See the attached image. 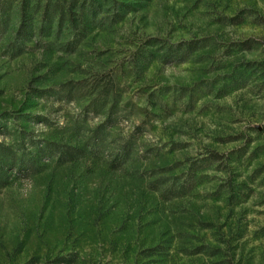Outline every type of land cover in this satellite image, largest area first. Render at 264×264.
<instances>
[{"label":"rangeland","instance_id":"obj_1","mask_svg":"<svg viewBox=\"0 0 264 264\" xmlns=\"http://www.w3.org/2000/svg\"><path fill=\"white\" fill-rule=\"evenodd\" d=\"M46 1L0 0V264H264V0Z\"/></svg>","mask_w":264,"mask_h":264},{"label":"trees","instance_id":"obj_2","mask_svg":"<svg viewBox=\"0 0 264 264\" xmlns=\"http://www.w3.org/2000/svg\"><path fill=\"white\" fill-rule=\"evenodd\" d=\"M95 12L93 0H47L42 7V19L47 22L50 28L54 18H57L59 26L64 21L74 24L77 20L82 21L86 16ZM27 24L22 22L20 33L26 30Z\"/></svg>","mask_w":264,"mask_h":264}]
</instances>
